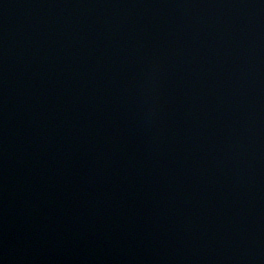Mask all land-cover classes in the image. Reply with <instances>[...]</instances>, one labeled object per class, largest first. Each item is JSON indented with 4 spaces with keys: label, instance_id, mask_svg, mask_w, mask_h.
<instances>
[{
    "label": "water",
    "instance_id": "1",
    "mask_svg": "<svg viewBox=\"0 0 264 264\" xmlns=\"http://www.w3.org/2000/svg\"><path fill=\"white\" fill-rule=\"evenodd\" d=\"M0 264H264V0H0Z\"/></svg>",
    "mask_w": 264,
    "mask_h": 264
}]
</instances>
